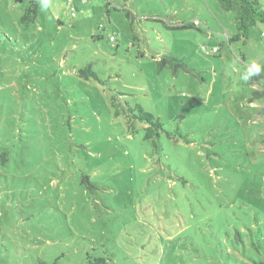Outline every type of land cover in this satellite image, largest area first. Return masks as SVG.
<instances>
[{
    "label": "rangeland",
    "instance_id": "rangeland-1",
    "mask_svg": "<svg viewBox=\"0 0 264 264\" xmlns=\"http://www.w3.org/2000/svg\"><path fill=\"white\" fill-rule=\"evenodd\" d=\"M29 1L0 0V264L264 262V74L242 79L264 22L235 41L219 0H34L24 25Z\"/></svg>",
    "mask_w": 264,
    "mask_h": 264
},
{
    "label": "trees",
    "instance_id": "trees-1",
    "mask_svg": "<svg viewBox=\"0 0 264 264\" xmlns=\"http://www.w3.org/2000/svg\"><path fill=\"white\" fill-rule=\"evenodd\" d=\"M219 3L224 10H235V32L231 37L232 40L245 41L249 36L250 28L257 22H264V10L258 0H219ZM36 13L37 4L34 0H31L28 2V7L24 9V12L20 16V23L24 25L33 23ZM187 26H191V24L182 25V27ZM165 63L170 64L173 68L186 67L185 63H183L180 59L172 56H165L158 62L159 65H163ZM261 69L262 71L259 76L264 74V67H261ZM78 72L81 77H93L99 80L89 65L85 69H79ZM121 95H123V93L117 92L116 94L115 92V95L111 97V106L115 108L114 114L118 116L122 113L125 116L126 124L131 132L136 131L135 124L139 122L144 125L145 139L159 137L160 131L163 129V123L160 118L144 110L139 104L131 105L125 101L122 105L118 101V98ZM255 95L256 97L261 96L258 92H256ZM42 264L46 263L44 262ZM259 264H264V262H260Z\"/></svg>",
    "mask_w": 264,
    "mask_h": 264
},
{
    "label": "clouds",
    "instance_id": "clouds-1",
    "mask_svg": "<svg viewBox=\"0 0 264 264\" xmlns=\"http://www.w3.org/2000/svg\"><path fill=\"white\" fill-rule=\"evenodd\" d=\"M262 69L261 66L255 62L251 63L250 67L247 69V74L242 76V79L244 81H248L251 76L259 75L261 73Z\"/></svg>",
    "mask_w": 264,
    "mask_h": 264
},
{
    "label": "built area",
    "instance_id": "built-area-1",
    "mask_svg": "<svg viewBox=\"0 0 264 264\" xmlns=\"http://www.w3.org/2000/svg\"><path fill=\"white\" fill-rule=\"evenodd\" d=\"M212 52H216V48H213V49H212Z\"/></svg>",
    "mask_w": 264,
    "mask_h": 264
}]
</instances>
